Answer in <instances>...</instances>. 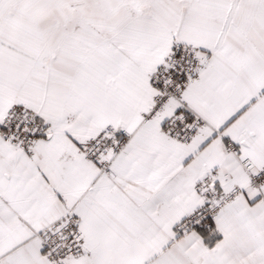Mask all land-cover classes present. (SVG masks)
I'll list each match as a JSON object with an SVG mask.
<instances>
[{
    "label": "snow or ice",
    "instance_id": "obj_1",
    "mask_svg": "<svg viewBox=\"0 0 264 264\" xmlns=\"http://www.w3.org/2000/svg\"><path fill=\"white\" fill-rule=\"evenodd\" d=\"M0 264H264V0H0Z\"/></svg>",
    "mask_w": 264,
    "mask_h": 264
}]
</instances>
